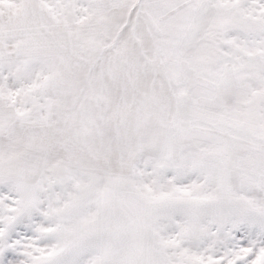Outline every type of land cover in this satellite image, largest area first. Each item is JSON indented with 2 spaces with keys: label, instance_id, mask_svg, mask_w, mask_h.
<instances>
[{
  "label": "snow or ice",
  "instance_id": "snow-or-ice-1",
  "mask_svg": "<svg viewBox=\"0 0 264 264\" xmlns=\"http://www.w3.org/2000/svg\"><path fill=\"white\" fill-rule=\"evenodd\" d=\"M0 264H264V0H0Z\"/></svg>",
  "mask_w": 264,
  "mask_h": 264
}]
</instances>
